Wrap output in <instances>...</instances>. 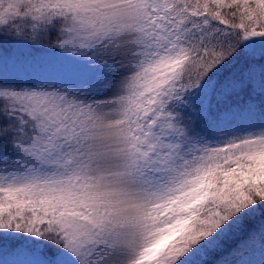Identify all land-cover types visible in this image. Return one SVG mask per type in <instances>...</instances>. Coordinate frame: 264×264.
<instances>
[{"label": "snow or ice", "instance_id": "snow-or-ice-1", "mask_svg": "<svg viewBox=\"0 0 264 264\" xmlns=\"http://www.w3.org/2000/svg\"><path fill=\"white\" fill-rule=\"evenodd\" d=\"M0 264H264V0H0Z\"/></svg>", "mask_w": 264, "mask_h": 264}]
</instances>
